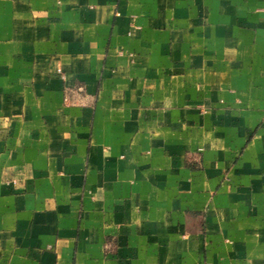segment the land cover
I'll list each match as a JSON object with an SVG mask.
<instances>
[{"label": "crops", "instance_id": "obj_1", "mask_svg": "<svg viewBox=\"0 0 264 264\" xmlns=\"http://www.w3.org/2000/svg\"><path fill=\"white\" fill-rule=\"evenodd\" d=\"M0 264H264V0H0Z\"/></svg>", "mask_w": 264, "mask_h": 264}]
</instances>
